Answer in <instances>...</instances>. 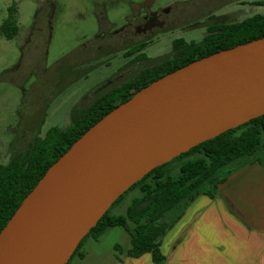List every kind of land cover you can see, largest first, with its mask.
Wrapping results in <instances>:
<instances>
[{
	"label": "water",
	"instance_id": "1",
	"mask_svg": "<svg viewBox=\"0 0 264 264\" xmlns=\"http://www.w3.org/2000/svg\"><path fill=\"white\" fill-rule=\"evenodd\" d=\"M262 115L264 38L153 81L47 170L1 230L0 264H66L112 204L149 172Z\"/></svg>",
	"mask_w": 264,
	"mask_h": 264
},
{
	"label": "rangeland",
	"instance_id": "2",
	"mask_svg": "<svg viewBox=\"0 0 264 264\" xmlns=\"http://www.w3.org/2000/svg\"><path fill=\"white\" fill-rule=\"evenodd\" d=\"M138 1L141 0H0V27L12 4L17 8L18 26V35L12 40L0 32V164L24 155L30 146L49 152L53 141L45 140L48 131H64L85 110L86 93L99 86L113 69L96 66L105 59L97 54L93 40L97 18L103 17L119 27L129 14L130 4ZM188 1L189 6L178 15V30L159 40L160 51L169 48L174 36L186 32L181 28L186 20L197 18L206 26L211 20L202 15L211 6L215 5L217 16L230 13L235 21L264 15V0H229L224 4L218 0ZM197 27L186 28L190 30L185 34L187 40L201 37H196ZM196 156L175 157L169 161L170 167L176 169ZM140 194L138 188L128 191L110 208L109 215H124L131 199ZM129 228H133L132 223ZM127 234L115 227L107 229L98 240L86 237L68 264H117L114 246H120V258H124L130 248ZM83 252L88 253L85 259L79 256Z\"/></svg>",
	"mask_w": 264,
	"mask_h": 264
},
{
	"label": "trees",
	"instance_id": "3",
	"mask_svg": "<svg viewBox=\"0 0 264 264\" xmlns=\"http://www.w3.org/2000/svg\"><path fill=\"white\" fill-rule=\"evenodd\" d=\"M16 13V5L12 4L0 27L1 34L8 40L18 35ZM210 30L213 36L201 45H188V51H193L191 58L171 66L165 74L219 51L264 38V15L256 14L241 21L215 23ZM175 44L179 46L183 43L177 40ZM163 76L144 81L134 93L125 97L107 94L97 95L91 100L86 98L85 110L73 118L68 128L64 131H48L45 140L53 141L49 152L38 146H30L24 155L13 156L7 164H0V232L47 170L79 137L140 89ZM190 154L197 156L183 162L176 169L170 167L169 162L158 166L130 187L112 204L114 206L128 191L138 188L141 194L131 199L125 214L109 215L111 206L80 241L72 256L86 237L98 240L107 229L121 227L130 236V248L126 256L139 257L151 253L153 261L162 264V237L196 196L212 195L216 185L232 169L254 161L264 164V115L205 141L176 158ZM129 223L133 224L132 229ZM114 249L117 252L116 259L120 262V246L116 244ZM79 256L82 258L84 254L80 253Z\"/></svg>",
	"mask_w": 264,
	"mask_h": 264
},
{
	"label": "crops",
	"instance_id": "4",
	"mask_svg": "<svg viewBox=\"0 0 264 264\" xmlns=\"http://www.w3.org/2000/svg\"><path fill=\"white\" fill-rule=\"evenodd\" d=\"M160 251L162 264H264V164L232 169L212 195L196 196L162 237ZM117 264L156 263L144 253Z\"/></svg>",
	"mask_w": 264,
	"mask_h": 264
},
{
	"label": "flooded vegetation",
	"instance_id": "5",
	"mask_svg": "<svg viewBox=\"0 0 264 264\" xmlns=\"http://www.w3.org/2000/svg\"><path fill=\"white\" fill-rule=\"evenodd\" d=\"M207 1L217 0H205V2ZM219 1L223 2L222 4L229 2V0ZM189 4L190 1L188 0H141L131 3L129 14L119 27H115L105 18L98 16L97 33L93 40L96 43L97 54L101 57L105 56V59H102L96 66H100V69L103 67L113 69L107 76L108 78L99 83L106 85L100 89V85L93 87L94 89H89L86 98L91 100L97 95L107 94L125 97L134 93L144 81L163 76L171 66L181 64L191 58L193 51H188V45H201L213 36L210 28L215 23L235 22L234 15L227 13L223 16H217L215 9H213L215 5L211 6L208 8V12L202 15V18L211 20L206 26H203L197 18L186 20L181 26L186 32L174 36L169 48L160 51L159 40L165 35L174 34L178 30L179 14ZM199 13L201 14L202 11ZM198 24L201 26L197 27ZM189 26L197 27V31H194H196V37L200 34L199 39L189 37L187 40L185 34H189L190 30L186 29ZM203 28L206 30L205 34ZM198 31L201 32L198 33ZM177 40L182 41L183 44L177 46L175 44Z\"/></svg>",
	"mask_w": 264,
	"mask_h": 264
}]
</instances>
